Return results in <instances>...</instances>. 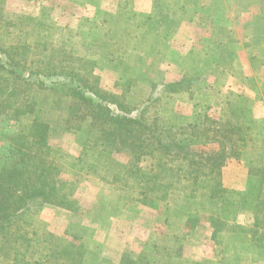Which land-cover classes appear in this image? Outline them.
<instances>
[{
	"label": "rangeland",
	"instance_id": "obj_1",
	"mask_svg": "<svg viewBox=\"0 0 264 264\" xmlns=\"http://www.w3.org/2000/svg\"><path fill=\"white\" fill-rule=\"evenodd\" d=\"M134 1L0 0L1 84L31 72L80 75L142 123L114 129L68 104L69 122L48 133L63 179L58 205L26 213L33 243L46 253L57 238L72 241L86 251L82 264H264V248L245 241L264 233L255 211H264V0ZM20 89L18 106L51 94ZM102 126L113 137L94 143ZM29 128L1 117L0 168L18 163L5 138ZM157 138L174 139L180 155L165 156ZM214 220L225 223L216 237Z\"/></svg>",
	"mask_w": 264,
	"mask_h": 264
},
{
	"label": "trees",
	"instance_id": "obj_2",
	"mask_svg": "<svg viewBox=\"0 0 264 264\" xmlns=\"http://www.w3.org/2000/svg\"><path fill=\"white\" fill-rule=\"evenodd\" d=\"M233 33L235 34L231 29L229 34L233 35ZM136 57L135 63L140 64ZM4 70L5 66L0 67V72ZM13 74V71L9 72L10 76ZM53 74V72H31L29 76L18 74L17 77L11 78L13 85L7 84L5 86L1 84L3 78L0 75V119L4 115L12 114L14 121L18 122L21 127L24 124L30 126L28 135L20 133L17 136L5 138V141L14 149L18 161L14 166L0 168V259L6 264H82L83 262L86 254L83 246H75L76 244L74 245L72 241H67L65 245H61L64 241L58 238L53 243L56 248L54 251L47 246L44 248L46 253H40L43 243H33V238H31V236H37L38 232L35 228L30 229V225L24 220L26 213L33 211V209L42 210L48 206L58 205L59 184L63 183V179L61 177L62 172L53 159L48 133L53 124L57 123L59 125L69 122L68 118L61 115V113L70 112L71 105L68 104L85 105V112L90 114L93 121L99 124L109 122L114 129L126 128L132 124H142L136 117H132L120 109L119 112H116L110 108L111 104H104L105 100H102L93 92L80 75L68 78L72 74ZM53 76L61 77L62 80H54ZM63 76L65 79L62 78ZM19 83H23L21 85L25 86L23 93L28 92L29 87H33L45 92L50 91L51 94L41 104L28 100L29 107L27 105L25 107L24 104L18 106L19 104L13 101V97L20 100L18 94L21 93V85L15 86ZM32 83L36 86H33ZM165 85H167L166 89L170 90L178 83L172 81ZM10 90L11 92H9ZM26 114L28 116L32 115L33 118L25 120ZM80 117H86V114L82 113ZM104 128L102 126L100 130H97L93 139L94 143L98 144L104 139L106 141L112 139L114 132L109 133ZM156 141L158 149L164 152L165 156L176 157L180 155L177 151L181 147L174 139L157 138ZM262 175L264 176V173ZM153 187H155V184L149 186L150 189H153ZM149 188L148 190H150ZM243 203L244 205H251L247 197H243ZM185 205H183V209H185ZM257 205L255 210L258 218L257 225L263 226L264 220L261 217H264V211L261 203ZM233 211H231V214ZM223 212H226V215L230 214L229 210H223ZM170 213H167L166 218L171 215ZM197 213H195V216H197ZM191 216H194V214L188 216L186 224L191 221ZM220 222L221 220L215 221L216 225L219 224V227L222 228L213 231L215 237L221 235L219 232L225 228V223ZM246 232V229L239 228L236 234L244 236ZM251 233L250 238L245 241L249 239L251 243H256L255 245L258 244V247L264 248V233L258 234L254 230ZM237 240L239 243H243L240 236L237 237ZM144 245L145 247L150 246L149 244ZM226 247L229 246H224V248ZM154 249L158 251L159 247L154 246ZM38 253L43 255L41 259L36 258ZM169 255L167 254L166 259L175 262L178 257L177 252L174 254L175 257ZM27 256L30 258L29 261ZM126 260L123 259L122 264H132L127 263Z\"/></svg>",
	"mask_w": 264,
	"mask_h": 264
},
{
	"label": "crops",
	"instance_id": "obj_3",
	"mask_svg": "<svg viewBox=\"0 0 264 264\" xmlns=\"http://www.w3.org/2000/svg\"><path fill=\"white\" fill-rule=\"evenodd\" d=\"M120 1L121 0H118V4H120ZM134 1V0H133ZM135 1H136V5H135ZM134 1V6L135 7H133V5H132V8H138V5H140V3L141 2H151V0H135ZM203 1V0H202ZM215 0H212V2H214ZM227 3L228 2H231V0H225ZM152 12V11H151ZM193 23H195V20H194V18L191 20ZM188 22H190V21H188ZM191 23V22H190ZM216 23H218V21H215V20H213L212 19V28H213V26L216 24ZM239 40H241L242 41V39L241 38H239ZM240 44H242V43H240Z\"/></svg>",
	"mask_w": 264,
	"mask_h": 264
}]
</instances>
